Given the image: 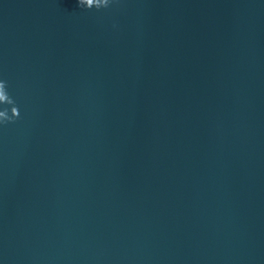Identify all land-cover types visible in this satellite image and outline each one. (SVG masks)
I'll list each match as a JSON object with an SVG mask.
<instances>
[{
  "label": "water",
  "instance_id": "1",
  "mask_svg": "<svg viewBox=\"0 0 264 264\" xmlns=\"http://www.w3.org/2000/svg\"><path fill=\"white\" fill-rule=\"evenodd\" d=\"M89 6L0 0V264H264V0Z\"/></svg>",
  "mask_w": 264,
  "mask_h": 264
},
{
  "label": "clouds",
  "instance_id": "2",
  "mask_svg": "<svg viewBox=\"0 0 264 264\" xmlns=\"http://www.w3.org/2000/svg\"><path fill=\"white\" fill-rule=\"evenodd\" d=\"M79 4L86 7V8H93L94 6H89L91 4V0H88V3H85V0H79ZM109 3H107L105 6L103 7H107ZM97 9L101 8V7H95ZM0 90H2L3 96L6 97V102L8 104H12L13 101L11 100V98L8 96L7 92H6V82L0 81ZM3 113L2 116H0V121H5V122H11V120L18 118L19 117V111L17 107H12L11 108V117L8 116L7 112H0Z\"/></svg>",
  "mask_w": 264,
  "mask_h": 264
}]
</instances>
